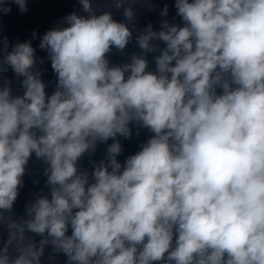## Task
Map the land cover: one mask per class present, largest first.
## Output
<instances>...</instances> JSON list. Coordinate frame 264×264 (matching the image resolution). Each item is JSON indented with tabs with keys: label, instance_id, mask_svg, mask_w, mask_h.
Returning <instances> with one entry per match:
<instances>
[{
	"label": "clouds",
	"instance_id": "9594fccd",
	"mask_svg": "<svg viewBox=\"0 0 264 264\" xmlns=\"http://www.w3.org/2000/svg\"><path fill=\"white\" fill-rule=\"evenodd\" d=\"M111 2L126 22L78 0L87 15L39 37L56 76L50 96L38 33L14 45L0 35V264H42L48 248L65 264H264V0H175L183 26L148 24L141 54L122 65L108 54L132 41L137 0ZM12 4L28 11V0H0V17ZM156 40L166 47L153 72ZM130 125L152 135L121 164L117 138ZM109 139L90 181L78 161ZM33 154L51 198L16 217Z\"/></svg>",
	"mask_w": 264,
	"mask_h": 264
}]
</instances>
